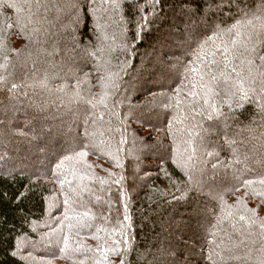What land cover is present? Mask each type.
Here are the masks:
<instances>
[{
	"label": "trees",
	"instance_id": "obj_1",
	"mask_svg": "<svg viewBox=\"0 0 264 264\" xmlns=\"http://www.w3.org/2000/svg\"><path fill=\"white\" fill-rule=\"evenodd\" d=\"M218 2L0 0V264L264 261V66L208 40L264 0Z\"/></svg>",
	"mask_w": 264,
	"mask_h": 264
},
{
	"label": "snow or ice",
	"instance_id": "obj_2",
	"mask_svg": "<svg viewBox=\"0 0 264 264\" xmlns=\"http://www.w3.org/2000/svg\"><path fill=\"white\" fill-rule=\"evenodd\" d=\"M94 2V0H93ZM158 2V0H157ZM113 3H115V0H113ZM11 8H16L17 5L16 4H10L8 5ZM233 6V4L231 2H229L227 4V7L231 8ZM205 7L207 8V12L205 13V17L207 18L209 13L212 12H219L223 9L224 7V0H219L218 3H216L215 5L210 4V3H206ZM236 7L239 11H243V9L240 7V5L237 3ZM77 11L78 13H80V15H88V14H94V11L91 9V4L89 3V0H84V4L81 6L79 4L76 5ZM260 10L262 13H264V4H262L260 6ZM189 11H191V9H189ZM80 15L77 16V22L80 19ZM247 13L244 14V16H241L239 19L236 20V22L234 24H232L230 27L228 28H220L219 25L215 26V30L212 32V34L208 37V40L212 41L213 43L217 40L220 39L224 36H228L230 39L227 43H223L221 48L217 49V52H219L223 58H224V63H225V67L227 66L228 63H232L234 59H241V63L246 62L248 65H253L258 63V67L264 66V51H258V46L260 43H264V40H260L259 38H255L253 37V35L251 33L247 34L246 38H245V33L243 32V28L247 25H251L253 23L252 19L247 18ZM257 19H264V17H257ZM9 28L12 27L11 24L7 25ZM208 41H205L204 44H201L200 46V52H205L206 49V45H207ZM239 52V54H238ZM213 56L216 55V52L212 53ZM197 57L200 58L199 53L197 54ZM213 64L216 63L215 60L212 61ZM195 70V69H193ZM233 71H235V68H233ZM221 75H223V73H221ZM237 75L239 76V73H237ZM204 77L201 76L200 80L203 81ZM213 81H215L217 79V77L213 76L212 77ZM4 78L0 77V83H3ZM80 81H77V85H76V92L74 93V97L75 98H83L81 97V93H80ZM237 85H238V90L241 96V100L242 102L237 104V107L241 110V112L243 111L244 108V103L243 101H247L249 100V95H248V90L245 89L244 87V81L243 80H238L236 81ZM40 85L42 87H48L47 81H41ZM13 88L16 87L15 84L12 85ZM67 87V85L62 86L58 89V91H65V88ZM193 87H195V85H193ZM177 91H179V89H177ZM262 93H264V89L261 90ZM212 89L208 88L206 95L211 93ZM216 95H219V93H216ZM225 95H229V93H225ZM231 95H235V93H231ZM87 103H91L93 104V107H95L96 103H103V99L94 102L91 99L86 100ZM205 104H207L219 117H224V118H229L230 114H225L222 109L217 106V105H212L209 104L208 99H205ZM256 104L259 108V110L264 111V104H262L259 100L256 101ZM228 107L231 110L232 109V103H231V96H229V103H228ZM196 115L199 114V112L195 113ZM210 120L212 119L211 114L208 117ZM197 127H202L201 125L197 124ZM191 135V133H189ZM228 142V141H226ZM230 143V142H229ZM193 152H195V149H193ZM209 155H212V153H208ZM79 157H85L87 155L86 152H79L77 154ZM66 159H73L72 156H68L66 157ZM239 161H237L238 163ZM61 164H63V161H61ZM231 166V165H229ZM59 167V165H58ZM213 167H217L216 164H213ZM260 183L262 185H264V179H260L259 181H253V180H247L244 181L245 184L247 185H251L253 183ZM239 190V189H237ZM223 211V210H222ZM231 216V212H224V215L221 217V219L227 218ZM241 220L245 219V217L241 216L240 217ZM213 235H215L213 233ZM65 247H67V242L65 241ZM211 258V255H210ZM261 264H264V261L261 262Z\"/></svg>",
	"mask_w": 264,
	"mask_h": 264
}]
</instances>
